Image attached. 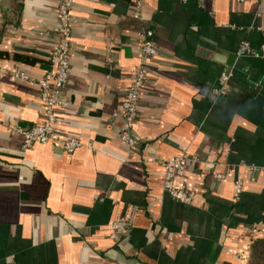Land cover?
<instances>
[{"label":"crops","instance_id":"1","mask_svg":"<svg viewBox=\"0 0 264 264\" xmlns=\"http://www.w3.org/2000/svg\"><path fill=\"white\" fill-rule=\"evenodd\" d=\"M60 1L21 0L0 39V264H247L264 234H253L264 223V0H140L138 18L136 0H75L57 139L24 151L16 127L39 125L43 108L38 84L14 71L56 72ZM145 30L151 60L137 48ZM233 54L231 66L217 60ZM142 63L151 75L130 149L122 101ZM66 136L83 146L64 152ZM183 151L177 185L195 191L190 204L164 189L161 161ZM122 216L130 226L114 242Z\"/></svg>","mask_w":264,"mask_h":264},{"label":"built area","instance_id":"2","mask_svg":"<svg viewBox=\"0 0 264 264\" xmlns=\"http://www.w3.org/2000/svg\"><path fill=\"white\" fill-rule=\"evenodd\" d=\"M137 1L134 16H140V0ZM75 0H61L58 4V39L55 48L51 51L50 62L56 68V72L45 73L41 78H35L26 71L16 69L15 77L28 82L38 84L39 98L43 108V120L39 125L23 128L16 127V130L23 136L24 142L22 149L28 150L34 144H46L57 139L55 126L57 123L58 110L67 107L68 102L61 97L63 87L68 83L71 69L72 51V27L73 16L72 8ZM154 32L145 30L137 39V48L143 59L151 60L158 55V48L153 40ZM248 45L241 47L240 53L248 51ZM151 71L148 65L142 63L131 70L132 83L122 101L123 124L121 128V141L130 149L138 145V140L133 135L134 125L137 118L139 100L142 91L148 85ZM229 75L223 73L221 77V92L227 91ZM63 143V151L71 154L83 146L82 141L74 136L59 137ZM88 146L92 147V143ZM190 157L187 151H183L174 157L161 161L164 170V189L174 199L190 204L195 196L194 190L181 188L177 185V180L186 176L187 164ZM193 161H197L194 158ZM205 170L211 171L215 167L214 160L207 158L199 161ZM215 178L222 179L224 174L213 172ZM243 189L241 180L236 181V193L240 195ZM130 220L127 217H119L110 223L109 237L114 242L118 241L129 229ZM264 233V223L260 228L253 229L254 235Z\"/></svg>","mask_w":264,"mask_h":264},{"label":"trees","instance_id":"3","mask_svg":"<svg viewBox=\"0 0 264 264\" xmlns=\"http://www.w3.org/2000/svg\"><path fill=\"white\" fill-rule=\"evenodd\" d=\"M22 15L21 0H0V39L8 25L15 24ZM247 264H264V234L253 239Z\"/></svg>","mask_w":264,"mask_h":264},{"label":"water","instance_id":"4","mask_svg":"<svg viewBox=\"0 0 264 264\" xmlns=\"http://www.w3.org/2000/svg\"><path fill=\"white\" fill-rule=\"evenodd\" d=\"M235 59V54L231 55V56H228L226 58H223L222 56L218 57L217 60L221 61V62H224L228 65H232L233 64V60Z\"/></svg>","mask_w":264,"mask_h":264}]
</instances>
